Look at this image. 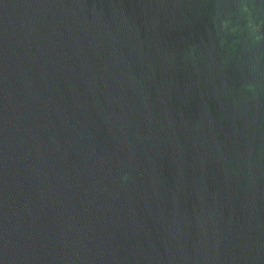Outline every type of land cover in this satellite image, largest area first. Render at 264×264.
<instances>
[{"label": "water", "instance_id": "obj_1", "mask_svg": "<svg viewBox=\"0 0 264 264\" xmlns=\"http://www.w3.org/2000/svg\"><path fill=\"white\" fill-rule=\"evenodd\" d=\"M0 264H264V0H0Z\"/></svg>", "mask_w": 264, "mask_h": 264}]
</instances>
